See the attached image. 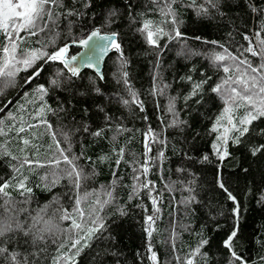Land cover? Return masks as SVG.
Returning a JSON list of instances; mask_svg holds the SVG:
<instances>
[{
  "label": "trees",
  "instance_id": "1",
  "mask_svg": "<svg viewBox=\"0 0 264 264\" xmlns=\"http://www.w3.org/2000/svg\"><path fill=\"white\" fill-rule=\"evenodd\" d=\"M95 30L103 80L70 75ZM0 264H264V0H39L0 29Z\"/></svg>",
  "mask_w": 264,
  "mask_h": 264
},
{
  "label": "rangeland",
  "instance_id": "2",
  "mask_svg": "<svg viewBox=\"0 0 264 264\" xmlns=\"http://www.w3.org/2000/svg\"><path fill=\"white\" fill-rule=\"evenodd\" d=\"M38 5L39 0H0V29L8 39L12 35L16 37L24 24L33 21ZM236 115L235 108L227 107L217 119V138L220 142H225L244 123L246 115L238 117L240 120L236 119Z\"/></svg>",
  "mask_w": 264,
  "mask_h": 264
},
{
  "label": "water",
  "instance_id": "3",
  "mask_svg": "<svg viewBox=\"0 0 264 264\" xmlns=\"http://www.w3.org/2000/svg\"><path fill=\"white\" fill-rule=\"evenodd\" d=\"M117 36L101 34L95 30L80 41L68 45L78 49V52L62 58L65 70L72 76H78L85 71L92 72L97 78L103 80L104 65L107 58L115 52Z\"/></svg>",
  "mask_w": 264,
  "mask_h": 264
}]
</instances>
